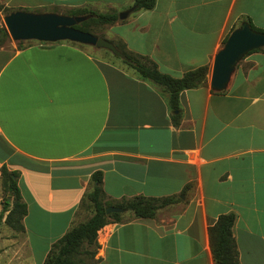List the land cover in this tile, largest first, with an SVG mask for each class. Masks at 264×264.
I'll use <instances>...</instances> for the list:
<instances>
[{
	"label": "crops",
	"instance_id": "crops-1",
	"mask_svg": "<svg viewBox=\"0 0 264 264\" xmlns=\"http://www.w3.org/2000/svg\"><path fill=\"white\" fill-rule=\"evenodd\" d=\"M133 1L0 6L119 14ZM248 22L264 31V0H156L152 10L106 26L105 40L173 78L208 66L206 83L182 91L177 111L114 56L69 42L1 46L0 168L18 173L26 215L16 232L1 214L0 264H43L67 231L92 216L95 173L106 207L135 197L176 201L153 218L124 211L110 218L87 264H214L207 229L229 213L239 264H264V50L245 55L223 90L210 87L224 39ZM2 190L0 178V201Z\"/></svg>",
	"mask_w": 264,
	"mask_h": 264
},
{
	"label": "trees",
	"instance_id": "trees-1",
	"mask_svg": "<svg viewBox=\"0 0 264 264\" xmlns=\"http://www.w3.org/2000/svg\"><path fill=\"white\" fill-rule=\"evenodd\" d=\"M155 3L156 0H134L130 9H132L133 12L142 10L148 11L154 8ZM5 9L8 13L15 11L12 9ZM53 12L57 13L56 11ZM84 14H94L95 17L74 27L82 32H88L86 29L88 23L103 26L113 25L119 21L116 12L95 13L86 8L73 9L63 15L74 16ZM247 24L253 32L264 34L263 30L255 28L249 22ZM9 39L5 26L0 23V47L8 42ZM226 41L227 38L224 39L222 45H224ZM23 43L24 42H18L17 48H22ZM112 44H114L127 58V61L121 60L122 63L134 70L142 80L150 82L165 92L168 107L173 111L179 109V95L182 91L196 89L203 86L207 81L209 73L208 66L198 67L185 72L180 78H173L158 71L156 64L148 58L128 52L122 44L115 42ZM263 50L264 48H261L251 52ZM18 176L19 175L16 171H8L6 166L0 168L2 188L5 193L10 194L9 197L11 200V202H7L6 199L3 202L0 217L1 214L7 212L5 224L16 232L23 231L22 219L26 215V206L22 202L21 194L17 185ZM91 180L93 188L87 195V198L92 206V216L85 222L78 224L67 231L52 246L43 264H86L77 257L85 256L86 259L93 257L97 248V232L109 223L110 218L119 220L120 214L112 213L107 215L105 213L106 204L103 203L104 194L101 189V174H93ZM175 201L174 198L154 199L135 197L123 201L116 205V207L121 208L124 212H129L135 219H146L153 218L159 209L164 208ZM235 219L236 217L233 213L220 215L215 223L207 229L209 249L214 264H239L238 251L232 232Z\"/></svg>",
	"mask_w": 264,
	"mask_h": 264
},
{
	"label": "water",
	"instance_id": "water-1",
	"mask_svg": "<svg viewBox=\"0 0 264 264\" xmlns=\"http://www.w3.org/2000/svg\"><path fill=\"white\" fill-rule=\"evenodd\" d=\"M131 12L132 9L119 13L118 20H125ZM94 17V14L68 16L54 12L13 11L3 17V23L12 42H69L105 50L114 57L127 61L111 42L74 28ZM261 48H264V34L253 32L247 23L232 31L214 58L210 76L211 89L217 92L223 90L238 62L249 52ZM122 211L116 207L105 208L107 215Z\"/></svg>",
	"mask_w": 264,
	"mask_h": 264
},
{
	"label": "rangeland",
	"instance_id": "rangeland-1",
	"mask_svg": "<svg viewBox=\"0 0 264 264\" xmlns=\"http://www.w3.org/2000/svg\"><path fill=\"white\" fill-rule=\"evenodd\" d=\"M74 8L72 7H69V6H56V5H48L40 10H38V12H53V11H56L57 13L59 14H67L69 11L73 10ZM88 10V8H86ZM92 10L93 12L95 13H103V11H100V10H96V9H90ZM27 12H33V11H30V10H25ZM104 13H109V11H106ZM7 14H9L5 8H3L2 6H0V23L3 24L4 26V23H3V17L6 16ZM106 26L107 25H103V26H99V25H96L94 23H88L86 25V29L88 32L86 33H90L91 35L93 36H96V37H101L103 38L105 36V32L104 30L106 29ZM9 43H14L12 42L10 39L8 42H6L5 44H9ZM25 43V42H24ZM14 44H17V43H14ZM86 49L92 53L95 54L96 57H109V58H112L113 55H111L109 52L105 51V50H100L98 51L97 49L93 48V47H90V46H86ZM116 60H119V58L117 57H114ZM242 60V59H241ZM240 60V61H241ZM239 61V62H240ZM238 62V63H239ZM2 200L0 201L1 204H3V202L7 199H9V202H11L10 200V197L7 193H5L4 190H2ZM8 202V201H7ZM78 259L82 260L83 262L86 263V257L85 256H79L77 257ZM87 264V263H86Z\"/></svg>",
	"mask_w": 264,
	"mask_h": 264
}]
</instances>
